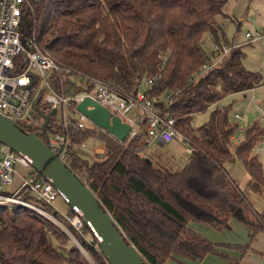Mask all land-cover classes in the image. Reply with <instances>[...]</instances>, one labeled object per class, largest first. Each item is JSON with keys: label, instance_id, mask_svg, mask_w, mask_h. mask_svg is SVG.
I'll use <instances>...</instances> for the list:
<instances>
[{"label": "trees", "instance_id": "trees-1", "mask_svg": "<svg viewBox=\"0 0 264 264\" xmlns=\"http://www.w3.org/2000/svg\"><path fill=\"white\" fill-rule=\"evenodd\" d=\"M227 2L42 0L34 4L33 12L24 11L22 16L23 41L35 33L41 48L76 72L112 82L128 93L146 80L160 77L147 94L170 112L176 129L191 147L189 163L181 171L166 172L149 163L140 155L143 149L136 140L120 143L100 129L80 128L73 106L65 133L72 141L65 162L148 264H167L176 257L195 263L208 256L240 264L224 250L242 256L251 250L250 244H214L191 230V223L223 232L235 220L251 232V239L264 233V213L253 207L226 169L227 164L239 161L256 191L264 195V168L255 153L264 141V129L254 122L233 140L239 124L230 122V107L216 108L202 127H192L196 115L224 98L263 84L260 73L244 67L241 47H232L222 56V41L227 40L219 18L225 16ZM208 38L213 44L210 50L204 47ZM217 59L212 68L193 80ZM15 61L14 73L19 74L26 57L21 54ZM52 85L66 97L91 93L90 87L75 78H67L63 84L56 79ZM39 89L33 103L34 124L17 122L29 133H41L42 115L52 110L44 102L45 91ZM56 115L50 118V130L57 129L60 118ZM89 140L103 147L102 159L96 155L89 162L77 153L76 147ZM25 198L32 200L30 195ZM39 205L72 233L95 264H108L85 225L83 237L53 207ZM67 215L77 214L69 207ZM0 264L89 263L67 234L31 210L12 205L0 207Z\"/></svg>", "mask_w": 264, "mask_h": 264}, {"label": "built area", "instance_id": "built-area-1", "mask_svg": "<svg viewBox=\"0 0 264 264\" xmlns=\"http://www.w3.org/2000/svg\"><path fill=\"white\" fill-rule=\"evenodd\" d=\"M41 1L0 0L1 114L16 122L33 121L35 94L42 86L43 91H45L44 102L51 109H56V112L58 108H61V116L57 123V129H48L41 139L44 138L48 147L64 161L68 149L72 145V141L65 134L69 127V108L71 106L79 116L78 126L80 128L99 129L77 111V105L85 98H90L107 109L111 117L116 116L120 118L122 123L130 126L126 142L136 140L141 149H147L154 144L164 146L173 142L177 137H182L176 129V120L170 112L164 111L161 106L157 105L155 100L148 97V88L160 77L146 80L137 90L128 93L116 87L112 82L76 72L60 63L48 51L38 45L35 33L24 42L20 31L23 13L28 10L33 12L34 4ZM246 38L247 44L261 42L264 39V32L260 30L254 33L249 32L246 33ZM222 50V56L224 57L230 49L223 47ZM21 54L25 55L26 64L23 71L16 74L14 73L17 67L15 60ZM216 63L205 65L202 72L197 73L193 80L199 78ZM67 78L78 79L80 83L91 88V93L66 97L63 91L61 93L57 92L53 88L52 82L57 79L63 84V81ZM142 89H145V92H142ZM165 100L169 101V109L171 106L170 97L167 95ZM235 118L238 121L243 120V117L239 114H236ZM101 131L108 134L104 130ZM243 132L244 128L239 124L232 139L236 140L237 136ZM110 136L118 140L113 135ZM262 146H264V141ZM258 151H263V148L255 150L256 153ZM189 152H191V149ZM17 167L26 169L28 175L22 179L17 187H14ZM5 187H10L8 192L4 191ZM28 195L32 196V200L25 198ZM59 197L66 202L64 196L49 181L43 179L24 157L0 144V207L20 205L57 228L62 226L81 252L88 255L72 233L39 205V203H43L54 208L53 203ZM62 216L84 237V224L78 215L70 217L64 214Z\"/></svg>", "mask_w": 264, "mask_h": 264}, {"label": "water", "instance_id": "water-1", "mask_svg": "<svg viewBox=\"0 0 264 264\" xmlns=\"http://www.w3.org/2000/svg\"><path fill=\"white\" fill-rule=\"evenodd\" d=\"M77 111L120 143L126 142L130 126L116 116L111 117L109 111L98 103L85 98L77 105ZM55 113L56 109H52L42 115L41 133H29L15 120L0 113V144L24 157L43 179L64 196L69 207L97 239L108 264H148L91 189L41 139ZM99 157L102 159V156Z\"/></svg>", "mask_w": 264, "mask_h": 264}, {"label": "rangeland", "instance_id": "rangeland-1", "mask_svg": "<svg viewBox=\"0 0 264 264\" xmlns=\"http://www.w3.org/2000/svg\"><path fill=\"white\" fill-rule=\"evenodd\" d=\"M246 17L252 18L253 20L256 18L255 13L251 11L248 13V15H246ZM260 18L262 19V21H261V25H259V28L264 29V14L261 15ZM253 20L250 21L248 24L246 23L243 24V26L241 27V32L239 35L240 40L247 41V38H245V34L248 30H250L251 33H254L256 31ZM233 37H234V33L228 36V40L232 41ZM204 47L206 50H210L213 48V44L209 41V38L207 39V42L205 43ZM243 52L245 53V57L243 59L244 67L249 71L258 72L262 75L263 77L262 86L256 88L253 91L230 95L224 98L221 102L210 107L207 111L196 115L194 120L192 121V127L195 130L199 129L206 122H208L210 119L211 112L218 107H230L229 119L230 122L234 124H240L243 128H245L249 124L258 122L260 126L264 129V39L261 42L254 43L253 45H246L243 48ZM39 88H40L39 90H43L42 86H40ZM142 92H145V89H142ZM236 114L241 115L243 117V120L238 121L235 118ZM60 116H61V108H58L56 117H58L59 119ZM77 118H79L78 115ZM29 123L34 124V122L32 121H29ZM258 148L259 149L263 148V151H258L257 153L260 155V160L264 168V146H262V143H259L256 146V149ZM190 149L191 147L189 143L183 140V137L179 136L171 144H167L164 146L154 144L153 146L147 149H143L141 150L140 155L151 161L157 168H160L166 172H177V171H181L189 163ZM76 151L81 157L88 160L89 162L94 161L97 158V156H103L104 154L103 147L100 145L98 141H94V140H89L84 145L76 147ZM226 169L229 172L233 181L245 194V196L247 197L249 202L253 205V207L258 212L264 213V195L256 191L254 182L250 177L249 173L246 171L243 164H241L239 161H237L236 163H230L226 165ZM17 171L21 174L25 173V171L21 167H17ZM9 189L10 187H5L4 191L8 192ZM53 206L61 215L68 214L69 205L62 198L59 197L53 203ZM233 223H237L235 225H239V226L241 225L240 227H245L236 221ZM58 229H60V231L68 235V232L62 226ZM233 231L235 230L233 229ZM235 233L236 231L233 232L232 234ZM228 234L231 235V232H228ZM86 239L90 241V237H86ZM232 245H237V244H232ZM240 245H244V244H240ZM235 253H237L238 257L237 258L233 256L231 257L239 261V263L244 258L248 260L249 256L248 257L246 256L249 253L248 254L246 253L247 255L245 254L244 256L240 255L236 251ZM256 253L259 255L258 251ZM82 255L89 264L94 263V261L91 259L89 255H85L83 253ZM224 261L227 262L228 264H231L226 260ZM168 264H174V263L173 261L170 260ZM243 264H245L244 260H243Z\"/></svg>", "mask_w": 264, "mask_h": 264}, {"label": "crops", "instance_id": "crops-1", "mask_svg": "<svg viewBox=\"0 0 264 264\" xmlns=\"http://www.w3.org/2000/svg\"><path fill=\"white\" fill-rule=\"evenodd\" d=\"M250 11L255 13L256 18L254 20L252 18L246 17V15H248ZM263 14H264V0H228L225 6V16L220 18V25L222 26L225 32V37L227 40L226 42L222 41V45H223L222 48L226 47L230 49L232 47H241L243 50V48L249 44H247V41L240 40L239 38L241 27L243 26V24L245 23L248 24L250 21L253 20L256 31L263 30L264 32L263 28H259V25H261V21H262L260 17ZM249 32L251 33L250 30H248L246 33ZM232 33H234V37L232 41H229L228 36ZM245 38H246V34H245ZM215 51H217V48H215ZM219 60L220 59H217L216 61H214V63L218 62ZM22 169L25 171V173L21 174L17 171L14 187H17L21 183L22 179L28 175V171L24 168ZM233 222H235V220L230 221V229L223 232H218L205 225L193 224V223L189 225V228L194 232L200 234L201 236L205 237L214 244H237V245L250 244L251 250L248 252L249 254L247 253L248 255L246 254L247 255L246 257L249 256L248 260L242 258L244 260V263L264 264V233L259 234L254 239H251V232L246 227H240L241 225L240 226L235 225L237 223H233ZM233 229L236 231L235 234H232L233 232H235L233 231ZM228 232H231V235L228 234ZM224 251H226V253L230 256L236 258L238 257L235 251H230V250L228 251L224 250ZM257 251L259 252V255L256 253ZM177 260L183 261L184 264H228L224 260L214 256H208L203 261H199L195 263L189 262L179 257H176L175 260H171V261H173L174 264H179L178 262H176ZM243 260L240 262V264H243Z\"/></svg>", "mask_w": 264, "mask_h": 264}]
</instances>
